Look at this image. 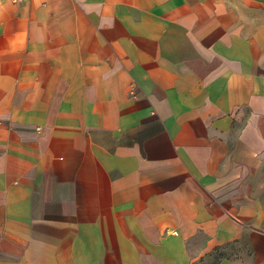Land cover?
<instances>
[{"label": "crops", "instance_id": "1", "mask_svg": "<svg viewBox=\"0 0 264 264\" xmlns=\"http://www.w3.org/2000/svg\"><path fill=\"white\" fill-rule=\"evenodd\" d=\"M226 249L264 264V0H0V264Z\"/></svg>", "mask_w": 264, "mask_h": 264}, {"label": "rangeland", "instance_id": "2", "mask_svg": "<svg viewBox=\"0 0 264 264\" xmlns=\"http://www.w3.org/2000/svg\"><path fill=\"white\" fill-rule=\"evenodd\" d=\"M238 258L240 257H238L237 255L236 258L233 257V254L230 253L228 249H226V250L217 251L216 254L213 256V258L208 259L207 257L206 259H204L203 261L197 264H221L223 261L225 260L227 261L230 259L233 264H244L242 262H236Z\"/></svg>", "mask_w": 264, "mask_h": 264}, {"label": "built area", "instance_id": "3", "mask_svg": "<svg viewBox=\"0 0 264 264\" xmlns=\"http://www.w3.org/2000/svg\"><path fill=\"white\" fill-rule=\"evenodd\" d=\"M175 234V233H174Z\"/></svg>", "mask_w": 264, "mask_h": 264}]
</instances>
